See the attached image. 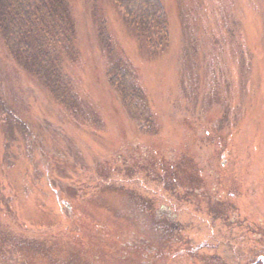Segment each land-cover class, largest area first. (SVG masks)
Segmentation results:
<instances>
[{"label":"rangeland","instance_id":"obj_1","mask_svg":"<svg viewBox=\"0 0 264 264\" xmlns=\"http://www.w3.org/2000/svg\"><path fill=\"white\" fill-rule=\"evenodd\" d=\"M69 1L73 106L0 39V264H263L264 0H160L159 50L113 0Z\"/></svg>","mask_w":264,"mask_h":264},{"label":"trees","instance_id":"obj_2","mask_svg":"<svg viewBox=\"0 0 264 264\" xmlns=\"http://www.w3.org/2000/svg\"><path fill=\"white\" fill-rule=\"evenodd\" d=\"M137 37L151 50L168 45L166 13L160 0H113ZM103 48L112 52L109 37L100 33ZM76 26L69 0H0V39L15 63L33 75L62 105H74L72 84L62 69L64 57L76 60ZM111 88L130 110L139 106L142 91L120 63L107 72ZM150 126L153 123L151 121Z\"/></svg>","mask_w":264,"mask_h":264},{"label":"water","instance_id":"obj_3","mask_svg":"<svg viewBox=\"0 0 264 264\" xmlns=\"http://www.w3.org/2000/svg\"><path fill=\"white\" fill-rule=\"evenodd\" d=\"M261 261L263 262V264H264V261H263V259H261Z\"/></svg>","mask_w":264,"mask_h":264}]
</instances>
